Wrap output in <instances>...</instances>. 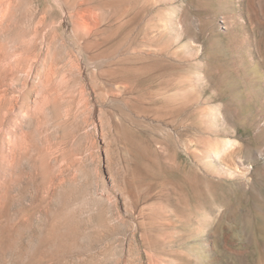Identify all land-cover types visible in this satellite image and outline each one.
Here are the masks:
<instances>
[{
	"label": "rangeland",
	"instance_id": "rangeland-1",
	"mask_svg": "<svg viewBox=\"0 0 264 264\" xmlns=\"http://www.w3.org/2000/svg\"><path fill=\"white\" fill-rule=\"evenodd\" d=\"M38 263L264 264V0H0V264Z\"/></svg>",
	"mask_w": 264,
	"mask_h": 264
},
{
	"label": "bare ground",
	"instance_id": "bare-ground-1",
	"mask_svg": "<svg viewBox=\"0 0 264 264\" xmlns=\"http://www.w3.org/2000/svg\"><path fill=\"white\" fill-rule=\"evenodd\" d=\"M63 226H64V225H63ZM63 226H62V227H63ZM68 231H69V230H68ZM69 232H70V231H69ZM74 233H75V232H74ZM70 234H72V232H70ZM69 236H70V235H69ZM70 237H71V236H70ZM72 237H73V235H72ZM74 237H75V236H74ZM71 239H72V238H71ZM73 240H74V239H73ZM66 243H67V242H66ZM38 264H39V263H38Z\"/></svg>",
	"mask_w": 264,
	"mask_h": 264
}]
</instances>
